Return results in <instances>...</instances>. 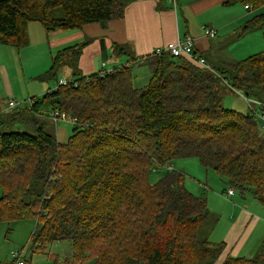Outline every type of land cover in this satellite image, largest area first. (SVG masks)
I'll list each match as a JSON object with an SVG mask.
<instances>
[{"label":"trees","instance_id":"1","mask_svg":"<svg viewBox=\"0 0 264 264\" xmlns=\"http://www.w3.org/2000/svg\"><path fill=\"white\" fill-rule=\"evenodd\" d=\"M131 0H0V43L28 45L27 25L40 23L47 35L124 16ZM256 9L264 0H226ZM264 25V17L248 29ZM83 42L61 49L40 79L56 81L31 105L0 113V221L31 218L33 251L65 241L72 257L53 264H214L225 244L208 240L206 199L185 187V175L173 170L177 158H197L243 198L264 206V125L256 104L246 112L223 104L219 90L264 104V50L226 68H201L167 51L129 57L113 72L81 75ZM101 50L106 56L105 44ZM114 44L113 53L128 51ZM202 57V55H200ZM143 59V60H142ZM148 66L143 87L132 83V61ZM68 68L72 78L59 84ZM228 90V89H227ZM229 91V90H228ZM34 99V100H33ZM50 108L45 115L43 111ZM58 111L76 119L67 142L46 129ZM50 114V115H49ZM167 171L155 183V167ZM229 189H232L229 187ZM232 194H235V190ZM216 221V220H215ZM16 264V263H15ZM25 264V262H24ZM222 264H264L227 255Z\"/></svg>","mask_w":264,"mask_h":264},{"label":"rangeland","instance_id":"2","mask_svg":"<svg viewBox=\"0 0 264 264\" xmlns=\"http://www.w3.org/2000/svg\"><path fill=\"white\" fill-rule=\"evenodd\" d=\"M251 8V6H250ZM252 10L251 18L264 17V5ZM40 28V23H35ZM43 28V27H42ZM256 30V31H255ZM255 30L249 29L247 35H243L241 40H247V45H250L249 51L253 54L259 53L264 50V25ZM263 30V31H259ZM253 32V33H252ZM256 32V34H255ZM253 34V35H252ZM33 44L28 47L17 49L16 47H8L0 45V111H10L13 108H7L9 100H14L18 103L16 107H23L24 105H31V98L41 97L46 90L42 93L36 92L37 85L49 86L51 90L57 87L56 81H47L40 79V76L50 68L53 54L47 49V44L43 43V36L38 39L33 38ZM233 46H236L237 50L242 46L239 43L226 44L225 48L220 51L222 59H226L225 62L215 63L214 67L226 68L224 65L227 61L235 63L239 60L232 61L229 53L232 51ZM231 47V48H230ZM130 51V49H128ZM55 52L54 55L57 54ZM112 53V52H111ZM251 55V54H250ZM129 57H135L134 55H127ZM119 55L113 53L107 58L100 56L97 60L96 70L112 67L111 64L118 63L120 60ZM136 58V57H135ZM138 58V57H137ZM104 59V64L101 60ZM128 61V60H127ZM126 62V60H125ZM125 62L121 65H124ZM127 63V62H126ZM140 63V62H139ZM132 78L133 86H144L150 77V70L147 65L139 66L132 61ZM119 65V66H121ZM115 66V67H119ZM114 67V66H113ZM79 68V67H78ZM211 69V67H210ZM80 70V69H79ZM60 84L66 83L65 79H69L64 71H60L58 74ZM68 77V78H67ZM61 79H64L63 82ZM220 85L226 86L227 89L219 90L220 96L223 98V104L230 109H234L240 112H246L249 107L256 108L252 99L243 97L239 92H230V87L225 82H221ZM255 89L260 93L264 92V83L259 82L255 84ZM34 100V99H33ZM31 101V102H30ZM2 102L4 107H2ZM6 104V106H5ZM6 107V108H5ZM50 112L48 107L43 113L47 115ZM46 129L49 130L57 141L64 143L67 142L72 133L73 125L67 121H59L57 124L52 123L47 119ZM173 170L182 171L185 175V187L195 195L201 196L206 199L207 207L209 208L210 217L208 221L211 231L209 232L208 240L219 244L224 243V250L227 248L232 251L238 248L239 243L243 241L244 249L259 244L262 242L259 239L261 231L256 228L252 232L249 230L250 223L244 222L240 227L239 233L234 240L226 239L229 231L236 225L237 219H233L237 212L231 213V204L239 205L240 203L250 204L252 206L257 205L264 213L263 205L256 201L253 197L248 196L244 198L240 193L232 187L225 178L218 174L213 169H206L200 165L197 158H177L171 162ZM167 165L163 167H155L149 173V182L155 183L159 177H161L167 171ZM231 187L235 190V195L232 197L229 203L226 198V192ZM2 188L0 187V196L2 195ZM262 206V207H261ZM254 215H261L252 212ZM258 213V212H257ZM216 220V221H215ZM35 221L31 218L24 220L14 221L9 223L8 221H0V264H15L17 260H24L25 264H53V255L58 261H62L66 257H72L71 247L65 241H57L48 245L45 252H41V249L33 251L31 248L30 236L34 229ZM228 243V245H227ZM257 251V249H256ZM14 252L19 254L18 259L13 255ZM242 252L240 256H242Z\"/></svg>","mask_w":264,"mask_h":264},{"label":"crops","instance_id":"3","mask_svg":"<svg viewBox=\"0 0 264 264\" xmlns=\"http://www.w3.org/2000/svg\"><path fill=\"white\" fill-rule=\"evenodd\" d=\"M246 6L239 2L227 3L226 0H131L125 8L124 16L109 21L105 26L92 23L84 25L81 29L58 30L47 35L42 27L40 28L35 24L36 22L28 23L29 43L26 47L33 44L34 37L38 39L42 35L44 45L47 44V49L55 56L56 51L81 43L85 38H90L91 42L83 48L78 59L81 75L101 72L103 69L96 70L97 59L100 56L108 58L113 53L114 44H127L130 51L121 54L113 53L120 56L118 58L120 62L109 63L112 65L110 68L123 64L125 60L128 62L127 55H130V53L136 58L146 56L159 48H164L168 43L177 42L186 36H190L194 40L195 53L198 56L202 55L209 64L225 62L226 59L219 56H221L220 51L225 48L227 43L230 45L234 43L241 44L242 48L239 50L236 46H233L229 56L232 61L242 60L250 54L252 55L247 40H241V38L248 33L249 29L246 26L255 20V18H251L252 8ZM205 27L215 29L216 35L214 37L205 35L203 30ZM258 27L260 26L256 25L251 29L255 30ZM102 41L105 44L106 56L103 55L101 50ZM0 45L5 44L0 43ZM5 46L10 47L11 45ZM142 60L139 61L141 63L139 66L145 65ZM104 62L108 64L107 61L102 59L101 63L104 64ZM63 71L67 76L70 75L69 79L72 78L71 71L68 68ZM49 88L46 85H37L36 92L42 93L44 90L48 91ZM2 105L4 107L3 102ZM0 113L2 112L0 111ZM227 192V197L224 199L230 203L235 194L227 195ZM254 199L257 201L256 198ZM234 211L237 212V215H234L233 219H237V223L229 231L226 239L234 240L238 236L237 233L241 230L242 224L249 222L248 233L258 228L261 231L259 239L262 242L249 247V249H244L243 241L239 243L235 251L226 248L214 264H222L227 255L252 259L259 252L264 254L263 210L257 205L240 203L237 206L232 203L231 213ZM252 212L261 215L257 216ZM241 252L242 256H240Z\"/></svg>","mask_w":264,"mask_h":264},{"label":"built area","instance_id":"4","mask_svg":"<svg viewBox=\"0 0 264 264\" xmlns=\"http://www.w3.org/2000/svg\"><path fill=\"white\" fill-rule=\"evenodd\" d=\"M246 7H249L248 5ZM204 34L208 35L210 37H214L216 35V30L212 28H203ZM167 51L170 54L174 56H185L187 58H190L198 66L204 69H210V65L205 60V58L198 56L194 51V40L190 36H186L182 40H178L177 42L168 43L164 48H159L155 50L156 54H160L161 52ZM113 68H105L103 73H111L113 72ZM62 82L64 79H61ZM60 84V82H59ZM240 93V92H239ZM241 94V93H240ZM242 95V94H241ZM245 97L244 95H242ZM246 98V97H245ZM255 105L260 104L264 107V104L254 101ZM18 105V103L14 100H10L7 103V108H15ZM50 115V114H49ZM260 120L263 122L264 125V111L259 116ZM50 119L53 120L55 123H58L59 121H67L71 123L72 125H76L77 121L72 116L65 114V113H59L58 111L53 112L50 115ZM233 190L228 189V194H232ZM13 255L16 259H18L19 254L17 252H14ZM16 264H24V260H17Z\"/></svg>","mask_w":264,"mask_h":264},{"label":"water","instance_id":"5","mask_svg":"<svg viewBox=\"0 0 264 264\" xmlns=\"http://www.w3.org/2000/svg\"><path fill=\"white\" fill-rule=\"evenodd\" d=\"M246 115H249V112H246ZM77 129V126L72 127V132H74Z\"/></svg>","mask_w":264,"mask_h":264}]
</instances>
